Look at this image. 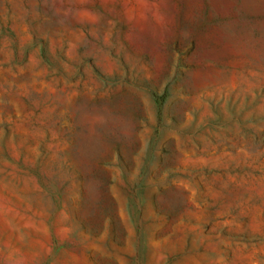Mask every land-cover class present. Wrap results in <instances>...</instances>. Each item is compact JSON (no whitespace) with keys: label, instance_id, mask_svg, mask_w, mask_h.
Wrapping results in <instances>:
<instances>
[{"label":"rangeland","instance_id":"374dc122","mask_svg":"<svg viewBox=\"0 0 264 264\" xmlns=\"http://www.w3.org/2000/svg\"><path fill=\"white\" fill-rule=\"evenodd\" d=\"M0 264H264V0H0Z\"/></svg>","mask_w":264,"mask_h":264},{"label":"trees","instance_id":"16d2710c","mask_svg":"<svg viewBox=\"0 0 264 264\" xmlns=\"http://www.w3.org/2000/svg\"><path fill=\"white\" fill-rule=\"evenodd\" d=\"M163 101H164V99H163V97H161L159 103L162 105Z\"/></svg>","mask_w":264,"mask_h":264}]
</instances>
